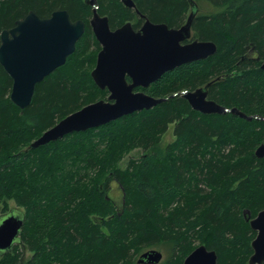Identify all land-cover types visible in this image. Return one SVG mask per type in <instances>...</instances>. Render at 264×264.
I'll return each instance as SVG.
<instances>
[{
	"label": "trees",
	"instance_id": "16d2710c",
	"mask_svg": "<svg viewBox=\"0 0 264 264\" xmlns=\"http://www.w3.org/2000/svg\"><path fill=\"white\" fill-rule=\"evenodd\" d=\"M134 1L151 21L170 27L191 11L190 0ZM195 1L192 37L213 40L218 50L146 89L166 100L30 148L70 113L108 98L90 72L99 47L89 24L93 6L0 0V36L30 10L49 17L67 9L87 23L74 53L37 83L25 108L11 100L13 80L0 64V205L14 199L25 207L21 241L0 254V264H135L136 255L167 244L173 254L157 264H183L196 240L217 252L218 264H248L256 231L244 211L252 218L264 209V157L255 154L264 142V0ZM98 11L112 27L141 23L122 0H98ZM212 79L209 98L253 118L193 109L183 91ZM173 123L176 139L156 152ZM139 147L144 155L123 169L126 153ZM114 182L121 208L109 196ZM21 244L32 252L27 259Z\"/></svg>",
	"mask_w": 264,
	"mask_h": 264
},
{
	"label": "water",
	"instance_id": "95a60500",
	"mask_svg": "<svg viewBox=\"0 0 264 264\" xmlns=\"http://www.w3.org/2000/svg\"><path fill=\"white\" fill-rule=\"evenodd\" d=\"M85 2L93 6L90 25L102 45L91 75L101 89L109 90L108 98L91 102L70 113L35 139L30 148L154 107L167 98L135 91L136 87H147L165 73L184 64L208 59L218 50L213 40L195 38L183 43L192 38L193 20L199 12L195 0H190L191 11L180 27L153 22L137 8L134 0H122L126 7L136 8L137 13L146 19L138 30L131 21L112 29L109 17L98 11V0ZM85 28V21L73 20L67 9L54 10L49 17H41L30 10L24 18L16 21L15 26L1 32L0 64L13 80L10 97L18 107L28 106L37 83L66 63L74 53ZM127 75L132 82L128 81ZM213 82L183 91L193 109L208 114L232 111L242 117L253 118L237 107L228 108L210 99L209 88ZM255 154L264 157V142L257 147ZM247 212L244 211L245 216L251 228L256 231L252 240L253 253L248 264H264V209L252 218ZM24 221L25 212L16 208L0 216V254L11 251L14 244L21 241ZM162 260V251L150 249L140 255L138 263L157 264ZM183 264H218V254L205 244H199L186 256Z\"/></svg>",
	"mask_w": 264,
	"mask_h": 264
},
{
	"label": "rangeland",
	"instance_id": "374dc122",
	"mask_svg": "<svg viewBox=\"0 0 264 264\" xmlns=\"http://www.w3.org/2000/svg\"><path fill=\"white\" fill-rule=\"evenodd\" d=\"M206 10V9H205ZM92 18V16L91 17H89V20ZM136 19L134 20V19H132V22L134 23V24H136ZM90 22V21H89ZM125 22V21H124ZM93 30V29H92ZM247 55H251L250 53H248ZM254 55V54H253ZM96 62H97V57H96V61H95V64H96ZM95 66V65H94ZM93 66V67H94ZM93 67L91 68V71L90 72H92V70H93ZM105 99H107V97H104ZM174 127H175V123H173V124H171L170 126H169V128H168V130L165 132V134L162 136V140H161V142L157 145V149H156V152H162V151H164L165 150V147L168 145V143H170V142H172V141H174L175 139H176V136H175V134H174ZM146 151H144L143 150V148H141V147H139V148H135V149H133V150H131V151H129V152H127L126 153V155H125V157L121 160V162H120V166L124 169V168H126L128 165H129V163H130V161L132 160V159H139V158H141L143 155H144V153H145ZM109 196L111 197V198H113V200L115 201V204H116V206L118 207V208H121V206H122V203H123V193H122V190H121V187L119 186V184L118 183H116V182H114L113 184H112V188H111V190L109 191ZM6 207V208H5ZM14 209V208H16V209H19V210H22V211H24L25 210V207L24 206H20V205H18L17 204V202L14 200V199H9V200H7V206H6V204L5 203H2L1 205H0V216L2 215V214H4L5 213V210L7 209V211L9 210V209ZM165 244V243H164ZM167 244V243H166ZM194 244L195 245H199L200 244V242L198 241V240H196L195 242H194ZM157 249L158 250H160V251H162V253H163V259H167V258H169V257H171L172 256V254H173V251H172V248H171V246L169 245V244H167V245H164V246H162V247H157ZM20 250L22 251H24L25 252V254H24V258L25 259H27V258H29L31 255H32V252L31 251H29L27 248H26V246L24 245V244H21L20 245ZM139 257V255H136V262H134L135 264H137V258Z\"/></svg>",
	"mask_w": 264,
	"mask_h": 264
},
{
	"label": "flooded vegetation",
	"instance_id": "af4514ba",
	"mask_svg": "<svg viewBox=\"0 0 264 264\" xmlns=\"http://www.w3.org/2000/svg\"><path fill=\"white\" fill-rule=\"evenodd\" d=\"M135 11H136V13H137V10H136V8H133ZM137 15L139 16L138 18L141 20L140 22V25H137L136 26V24L138 23V21H136V24H134L133 22H132V19L131 20H129V21H131L132 22V24H133V27L136 29V30H138L139 28H141L142 27V25L144 24V22H145V18L144 17H142L139 13H137ZM93 16V15H92ZM108 16V15H107ZM109 17V16H108ZM148 18V17H147ZM109 20H110V18H109ZM138 20V19H137ZM86 23V22H85ZM89 24H90V22H89ZM124 24V23H123ZM122 25V24H121ZM121 25H119V26H121ZM15 26V25H14ZM91 26V25H90ZM110 26H111V23H110ZM119 26H117V27H112L111 26V28L112 29H116V28H118ZM86 27H87V23H86ZM12 28V27H11ZM10 29V28H9ZM86 29V28H85ZM85 33V32H84ZM193 35V34H192ZM96 37V36H95ZM97 39V38H96ZM193 39H195V38H191V39H189V40H185L183 43H187V42H190V41H192ZM98 41V40H97ZM98 43H99V47H98V52H97V56H98V53H99V51L101 50V48H102V45H101V43L98 41ZM257 57H258V55H257ZM259 59H261L260 58V56H259ZM189 64V63H188ZM264 64V63H263ZM127 79H128V81L129 82H132V79L127 75ZM214 79H212L211 81H213ZM215 82V81H214ZM153 84V83H152ZM151 84V85H152ZM151 85H149V86H151ZM203 85H205V84H203ZM203 85H201V86H203ZM149 86H147V87H142V86H138V87H136L135 88V91H144V92H147L146 91V89L149 87ZM107 89V88H106ZM108 90V89H107ZM109 91V90H108ZM208 97H209V94H208ZM211 99V98H210Z\"/></svg>",
	"mask_w": 264,
	"mask_h": 264
}]
</instances>
